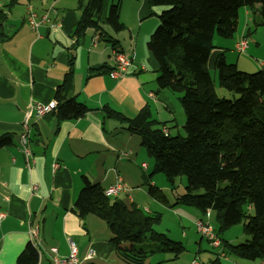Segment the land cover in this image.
<instances>
[{"label": "trees", "instance_id": "obj_1", "mask_svg": "<svg viewBox=\"0 0 264 264\" xmlns=\"http://www.w3.org/2000/svg\"><path fill=\"white\" fill-rule=\"evenodd\" d=\"M105 1L76 0L78 18L71 36L79 44L86 31L92 29L97 42L109 43L113 51L123 53L106 30L118 33L125 29L119 21L120 1L111 4L106 15ZM148 3L165 8L157 16L158 27L146 42L147 52L157 65L156 90L177 97L184 115L185 136L169 135L164 130L166 124L157 122L147 105L132 118L107 106L101 111L105 118L124 125L127 132L139 137L141 147L153 162L150 178L162 174L175 191V178L185 177L184 192L175 196L176 204L195 208L201 215L208 210L218 223V232L214 231L217 236L243 223L246 239L238 244L220 239L224 250L237 258L260 261L264 259V65L260 71L247 74L226 62L224 49L218 52L214 68L218 86L230 94L226 99L216 94L208 62L211 50L218 48L212 44L214 36L232 39L241 9L250 12L253 30L264 26V0H148ZM12 4L14 1L3 5L0 0V29L4 10ZM74 61L71 54L56 88V105L50 112L57 130L60 123L81 118L89 111L76 100ZM113 70L114 65L112 69L106 65L90 67L85 81L111 74ZM12 143L11 135H0V150ZM104 191L99 184L82 177L72 211L78 218L93 215L102 220L110 234L109 242L123 262L145 264L149 257L165 253L179 256L184 249L182 244L154 230L161 221L160 213L126 205L117 197L106 196ZM147 192L156 201L166 203L155 187L149 186ZM39 255L29 241L15 264H38ZM210 264L221 263L215 258Z\"/></svg>", "mask_w": 264, "mask_h": 264}, {"label": "crops", "instance_id": "obj_2", "mask_svg": "<svg viewBox=\"0 0 264 264\" xmlns=\"http://www.w3.org/2000/svg\"><path fill=\"white\" fill-rule=\"evenodd\" d=\"M11 1L14 4L5 8L0 29L3 36L0 39V135L9 134L13 139L11 146L0 150V213L4 215L0 219V264H15L30 241L29 231L33 227L38 228L41 239L38 264H52L50 249L53 248L59 258H66L69 243L76 248L79 260H84L89 250L94 252L88 264H126L109 242L105 223L93 215L78 218L72 210L82 187V177L106 189L119 176L132 190L131 200L126 195L117 198L126 205L152 212L144 206L150 195L144 194L142 187L146 183L144 173L150 166L146 159L149 157L136 135L127 132L124 125L105 118L101 109L107 106L132 118L147 105L152 117L166 124L164 130L169 135L170 126L179 135L178 129L184 120L179 101L170 92L156 90L157 65L142 46L137 49L140 38V43H145L150 37L158 8L149 5L148 0H127L130 3L125 22L121 20V4L119 21L124 32L106 30L118 42L116 47L131 58V67L119 78L105 74L85 81L90 67L106 65L112 69L113 48L101 41L92 45V29L86 31L79 44L75 43L71 34L78 18L76 0H2V3L8 5ZM28 5L38 14L55 11L50 17L54 25H42L37 32L31 31L24 18ZM239 12L247 16L246 22L250 21L247 9ZM262 50L261 67L264 65ZM71 54L75 56L76 100L89 111L81 118L60 123L57 130L50 113L36 116L32 106L55 101L56 88ZM21 135L27 136L33 156L30 169L25 166L18 142ZM122 152L129 154L122 158ZM54 161L59 168L53 172ZM143 163L145 170L141 168ZM32 183L38 186L34 192ZM150 186L155 187V182Z\"/></svg>", "mask_w": 264, "mask_h": 264}, {"label": "rangeland", "instance_id": "obj_3", "mask_svg": "<svg viewBox=\"0 0 264 264\" xmlns=\"http://www.w3.org/2000/svg\"><path fill=\"white\" fill-rule=\"evenodd\" d=\"M119 0H113L112 4H116ZM111 0L105 1V8L104 14L111 5ZM130 2L124 0L123 3H120V7L122 4V17L121 20L125 21L128 20V7L127 5ZM158 12L157 16L165 9L164 7H157ZM242 12L238 13V24H237V31L229 40H223L218 36H214L212 44L213 46H219L224 48L225 52V60L228 64H235L239 71L253 74L261 70L260 62L262 59L259 57L260 51L264 49V26L257 27L254 29L252 22L245 20L247 16L244 18ZM153 19V18H152ZM156 25L152 32L158 27L159 20L156 18ZM126 22V21H125ZM247 28H249V34L247 33ZM243 31V35L247 39L248 48L244 54H238L234 49L233 46L240 40L242 37L240 34ZM124 32V30H123ZM151 32V34H152ZM126 34V33H125ZM144 32L140 37H142ZM150 34V35H151ZM149 39V38H148ZM137 44V49L142 48L147 51L146 49V42ZM236 41V42H235ZM235 42V43H234ZM234 43V45H233ZM256 43H259L256 45ZM127 50V48L125 49ZM218 48L212 49L210 52L208 68L209 74L213 80L214 89L218 97L230 98V94L226 92L224 89L220 88L217 83V74L214 68V61H215V54L220 52ZM263 51V50H262ZM127 52V51H125ZM129 57L128 55H126ZM180 96V95H179ZM184 123V120H183ZM183 123L181 126H183ZM171 127V136H176V130H173L174 127ZM182 128V129H181ZM178 129V133L180 136H185L184 129L181 127ZM137 141L139 139L138 136H135ZM140 143V140H139ZM147 163L150 165L147 172L144 173L145 182L142 185L143 193L145 194L150 186L152 181L155 182L156 190L166 198L167 203L158 202L155 199H151L150 197L147 200V205L144 203L146 207L150 208L152 212H158L161 214V221L154 227L155 232L165 234L169 239L173 241L180 242L183 246V251L179 254L178 257H174L173 253H165L151 256L147 259L145 264H157L162 262L163 264H190L192 260H196L199 264H210V262L216 258V251L210 249L207 245L205 239H201L200 236L196 233L194 228V222L200 218V220L207 222L211 228L218 232V223L216 222L215 218L212 216L211 218H205V215L199 214V212L195 208H191L188 206H183L181 204H176L175 196L178 194H182L184 192V187L186 185V179L184 176L176 177L175 178V186L176 190L172 191L168 186L165 177L158 173L154 174L151 179L148 178V175L151 173L152 170V159L146 158ZM140 190V189H138ZM148 197V196H147ZM158 202V203H157ZM144 208V207H143ZM211 215V214H210ZM200 216V217H198ZM246 235L243 232V223H239L229 229L221 231L218 233V238L228 242L230 244H238L243 242L246 239ZM223 243V242H222ZM144 247H146V243H144ZM199 250V251H198ZM227 260L219 259L221 264H236L238 261L241 263H256L259 264L258 260L249 261L246 259L237 258L233 254L224 250ZM243 263V264H244Z\"/></svg>", "mask_w": 264, "mask_h": 264}, {"label": "built area", "instance_id": "obj_4", "mask_svg": "<svg viewBox=\"0 0 264 264\" xmlns=\"http://www.w3.org/2000/svg\"><path fill=\"white\" fill-rule=\"evenodd\" d=\"M52 12L55 14V11H51V10L44 11L41 14H38L37 12H35L34 8L31 5H28L24 12V18H25L27 27L31 31L37 32L38 29L42 25H46V24L49 25L51 23L50 17L52 16L51 15ZM50 25L53 26L54 24L51 23ZM97 41L98 39L95 36L92 39V45H95ZM247 48H248V42H247V39L243 36L234 46V50L240 54H244ZM112 58H113L114 70L112 71L111 76L114 78L122 77L126 73V71L129 69L131 65V60L128 57H126L123 53L117 50H114L112 52ZM55 105H56L55 101L49 103L48 105H42L40 103H35L33 104L32 109L34 110V113L36 116H42L45 114H49L51 110L55 107ZM18 142L20 145L21 153L23 154L25 158V166L27 169H30L31 165L34 163V160H33L31 151L28 147L27 136L21 135L19 137ZM128 154L129 152H122L120 153V156L124 158ZM58 168H59L58 163L54 161L51 164L52 171L54 172ZM141 168L145 170L146 164L144 163L141 164ZM37 188H38L37 184L32 183L31 190L34 192L37 190ZM131 190L132 188L128 186L125 182H123L121 177L116 176L114 183L110 185L108 188H106L104 193L106 196H110V197L126 195V197L131 200L130 198ZM204 215L205 217L208 218L210 216V212L207 210ZM3 216L4 215L0 213V219ZM194 228H195L196 233L200 236V238L201 239L203 238L206 240L208 247L212 249L213 251H216V258H218V260L219 259L227 260L222 241L218 238L214 230L211 228V226H209L207 222H204L198 219L194 222ZM29 236H30V242L40 253L41 239L38 234V228L33 227L32 229H30ZM69 248H70L69 255L64 259H61L57 256L56 250L54 248L50 249L51 263L52 264H88L87 260H90L94 256V252L89 250L84 260H79V258L77 257V250L74 247V245L69 243ZM190 264H199V263L196 260H192ZM259 264H264V259L260 260Z\"/></svg>", "mask_w": 264, "mask_h": 264}, {"label": "bare ground", "instance_id": "obj_5", "mask_svg": "<svg viewBox=\"0 0 264 264\" xmlns=\"http://www.w3.org/2000/svg\"><path fill=\"white\" fill-rule=\"evenodd\" d=\"M94 37H95V36H94ZM94 37H93V38H94Z\"/></svg>", "mask_w": 264, "mask_h": 264}, {"label": "water", "instance_id": "obj_6", "mask_svg": "<svg viewBox=\"0 0 264 264\" xmlns=\"http://www.w3.org/2000/svg\"><path fill=\"white\" fill-rule=\"evenodd\" d=\"M16 141H18V140H16Z\"/></svg>", "mask_w": 264, "mask_h": 264}]
</instances>
